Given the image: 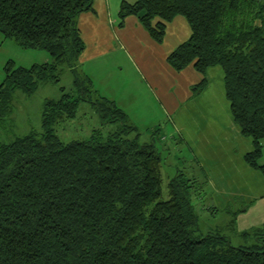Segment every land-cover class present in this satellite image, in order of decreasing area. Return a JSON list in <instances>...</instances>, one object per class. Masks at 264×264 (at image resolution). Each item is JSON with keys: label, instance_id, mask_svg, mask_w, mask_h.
Wrapping results in <instances>:
<instances>
[{"label": "trees", "instance_id": "obj_1", "mask_svg": "<svg viewBox=\"0 0 264 264\" xmlns=\"http://www.w3.org/2000/svg\"><path fill=\"white\" fill-rule=\"evenodd\" d=\"M92 2L0 0L2 37L50 57L28 68L11 60L4 65L0 130L10 122L17 90L31 95L39 83L57 84L63 67L72 77L71 89L60 87V98L44 103L39 131L0 143V264H264L263 229L242 232L251 241L239 247L216 229L200 231L196 203L205 196L206 178L198 169L202 181L194 169L184 172L183 159L177 158L180 170L168 182V199L160 200L161 129L146 131L151 140L140 144V130L78 69L84 44L76 18L91 12ZM117 16L119 28L135 17L156 44L168 22L185 19L190 35L166 61L176 72L221 68L233 122L252 142L244 162L264 177L258 163L264 140V2L122 0ZM204 87V81L193 86L192 97ZM82 103L94 109L99 128H113L62 143L54 128L74 119ZM225 211L234 230L238 212Z\"/></svg>", "mask_w": 264, "mask_h": 264}, {"label": "crops", "instance_id": "obj_2", "mask_svg": "<svg viewBox=\"0 0 264 264\" xmlns=\"http://www.w3.org/2000/svg\"><path fill=\"white\" fill-rule=\"evenodd\" d=\"M121 1L93 0L92 11L76 18L84 44L78 69L139 130L171 124L206 178L213 208L228 218L226 225L231 217L225 209L238 212L235 229L226 226L225 231L240 237L250 229L264 230V177L244 162L252 142L241 136L233 122L221 68L209 67L203 74L192 66L174 71L166 59L190 35L185 19L177 16L168 22L162 43L156 44L135 17L118 27ZM201 81L204 89L192 97L191 88ZM261 144L258 163L264 166V140ZM237 197L246 200L244 209L236 208Z\"/></svg>", "mask_w": 264, "mask_h": 264}, {"label": "rangeland", "instance_id": "obj_3", "mask_svg": "<svg viewBox=\"0 0 264 264\" xmlns=\"http://www.w3.org/2000/svg\"><path fill=\"white\" fill-rule=\"evenodd\" d=\"M260 1L264 2V0ZM9 60L13 61L16 66L28 68L34 64L39 65L49 62L50 57L44 51L22 49L12 40L4 39L0 34V83L3 79V67ZM62 69L63 72L60 75L59 83H39L37 89L31 95H26L19 90L14 93L12 101L13 112L9 117L10 122L7 123L4 129L0 130V143H7L16 137L27 135L31 131L37 132L40 130V117L44 103L49 100L59 99L61 96L60 87H63L66 92L72 88V77L69 70L65 67ZM135 101H138L139 104V98ZM99 125V117L91 105L82 103L79 105L76 117L70 121L56 125L54 134L62 143L83 141L90 137L91 134L100 127ZM113 125L116 126L117 124ZM112 128V126H103L99 129L103 132H108ZM167 128L168 130H166ZM160 129L166 140L164 138L160 140L163 144V148L158 147L161 146V143L155 142V145L161 149L162 197L160 200L165 201L168 199V182L175 175L176 168L180 170L177 158H181L185 161L184 167L189 171L185 170L184 172L191 173L194 169L199 181L203 179L201 176L202 174L197 170L196 164L189 157L184 143L180 142L178 136L174 134L171 124H164ZM150 136L151 135L147 133L144 128H141L139 143L148 144L151 140ZM170 136H174L173 139H171ZM183 161L181 160V162ZM202 192L205 193V196L202 197L203 199L198 197L200 200H197L196 203V215L198 217L200 231L204 234L216 229L228 238L232 246H248L251 240H244L236 233L224 230L226 226H228L226 225L228 218L225 213H216L212 209H208L213 208L215 204L211 200L212 195L210 194L207 181ZM235 206L238 209H244L246 200L237 197Z\"/></svg>", "mask_w": 264, "mask_h": 264}]
</instances>
